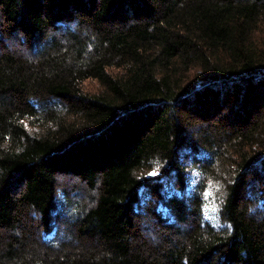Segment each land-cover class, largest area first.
Returning a JSON list of instances; mask_svg holds the SVG:
<instances>
[{
    "label": "trees",
    "instance_id": "trees-1",
    "mask_svg": "<svg viewBox=\"0 0 264 264\" xmlns=\"http://www.w3.org/2000/svg\"><path fill=\"white\" fill-rule=\"evenodd\" d=\"M0 18V264H264V0Z\"/></svg>",
    "mask_w": 264,
    "mask_h": 264
},
{
    "label": "rangeland",
    "instance_id": "rangeland-1",
    "mask_svg": "<svg viewBox=\"0 0 264 264\" xmlns=\"http://www.w3.org/2000/svg\"><path fill=\"white\" fill-rule=\"evenodd\" d=\"M0 20H1V18H0ZM5 47L8 49H20V50L26 51V47L24 45L22 46L20 44H17L16 40L12 37H9V36L5 41ZM197 74H198L197 71H191L190 75H189L188 82H190V80H192V81L195 80L197 78ZM195 81H197V80H195ZM86 86L88 87L89 90H95L97 88V82L95 80H88V81H86ZM153 173H155V175L158 174V170L155 168V169L145 171L144 175L154 176ZM65 182L73 183L74 179L66 178ZM77 193H78L77 198L85 199L87 191H85V189H78Z\"/></svg>",
    "mask_w": 264,
    "mask_h": 264
},
{
    "label": "snow or ice",
    "instance_id": "snow-or-ice-1",
    "mask_svg": "<svg viewBox=\"0 0 264 264\" xmlns=\"http://www.w3.org/2000/svg\"><path fill=\"white\" fill-rule=\"evenodd\" d=\"M153 175H155V173H153Z\"/></svg>",
    "mask_w": 264,
    "mask_h": 264
}]
</instances>
